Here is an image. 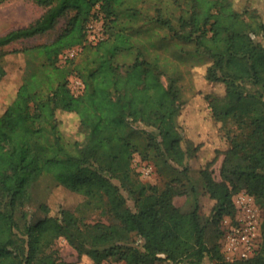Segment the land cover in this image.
Here are the masks:
<instances>
[{
	"label": "trees",
	"instance_id": "16d2710c",
	"mask_svg": "<svg viewBox=\"0 0 264 264\" xmlns=\"http://www.w3.org/2000/svg\"><path fill=\"white\" fill-rule=\"evenodd\" d=\"M32 1L42 14L0 34V80L5 54L25 57L15 96L0 114V264H102L109 257L123 264H264V42L255 39L264 35V15L236 0H173L177 15L158 12L153 19L173 38L191 42L194 53L207 58L206 82L221 86L201 95L225 143L211 148L194 144L179 123L192 96L182 97L173 76L163 81L156 59L139 50L127 64L115 61L133 47L126 23L139 13L135 5ZM122 16L127 21L111 27ZM63 17L64 26L50 41L9 48L52 30ZM93 18L104 26L95 42L87 32ZM73 47H79V58L61 60ZM73 71L81 81L76 93L68 80ZM58 109L77 114L83 140L64 141ZM137 135L144 136L146 151L174 171H186L185 157L195 153L203 187L214 200L205 219L198 204L182 210L174 202L183 193L178 177L163 187L137 177L132 162L140 148ZM220 155L217 178L213 165ZM43 174L84 195L82 207L52 212L42 203L43 216L32 219L25 206ZM241 190L263 205L260 241L251 256L229 260L217 227L233 215V196ZM84 208L100 211L106 220L85 221ZM208 224L219 236L210 244ZM60 236L75 248L76 260H65L54 248Z\"/></svg>",
	"mask_w": 264,
	"mask_h": 264
},
{
	"label": "rangeland",
	"instance_id": "374dc122",
	"mask_svg": "<svg viewBox=\"0 0 264 264\" xmlns=\"http://www.w3.org/2000/svg\"><path fill=\"white\" fill-rule=\"evenodd\" d=\"M240 5L247 4L250 10H254L258 15H264V0H236ZM135 5L139 13L135 18L129 20L126 31L132 38L133 47L130 50H122L115 57V61L123 64L131 62L137 52L141 50L143 56L148 59H156L162 69V79L165 83L173 76L178 85L183 98L191 97V104L182 110L179 117L181 124L185 128V132L191 141L195 144L202 141L205 146L211 148L224 147V141L219 135L217 125L212 123L208 117L207 109L203 101V94L208 91H220L219 84L209 85L204 78V62L207 61L205 56L197 55L193 51L191 42H182L173 38L167 28L159 25L154 21V17L161 12L164 15L175 16L179 12V8L173 0H127L126 3ZM44 9L32 0H3L0 1V34L6 31L22 27L39 17ZM122 16L119 23L112 24L111 27H117L125 23L127 20ZM101 18H93L92 34L104 36V26ZM66 18H61L55 28L46 33L34 36L23 41H18L9 46L12 48H20L23 45L38 42L50 41L64 26ZM106 28V27H105ZM256 40L264 42V35H256ZM89 41V37H88ZM79 47H73L66 50L61 60L66 57L74 56L75 60L79 58L76 53ZM2 64L5 68V75L0 80V114L15 96L18 85L21 82L22 73L25 66V57L22 52L7 53L2 57ZM69 73V85L76 93L78 92L81 81L79 77ZM80 82V84H79ZM202 95V96H201ZM190 106V107H189ZM59 129L63 135L64 141L71 143L75 140H83L84 132L81 129L79 118L75 112L58 109L56 111ZM141 124V123H140ZM137 124L136 127L142 125ZM137 141L140 148L133 153L132 162L138 172L141 180L156 183L163 187L165 182L175 176L179 178V183L183 193L174 197V202L182 209H191L194 204L200 206L202 217L205 219L210 213L211 206L214 202L203 187L201 176H199L200 163L192 151L185 157L184 165L186 171H179L160 163L154 156L153 151H146L144 148L145 139L142 135H137ZM222 155L213 165L215 177H219V167ZM84 195L71 191L70 189L58 184L53 178L47 174H43L36 179L32 186V199L25 206L32 219H38L43 216L40 204L44 203L49 206L52 212H57L61 208L74 210L81 206L84 202ZM261 215L263 214V205L257 203ZM82 207V206H81ZM82 216L85 221H94L96 219L106 220V216L98 210L84 208ZM229 215L224 216L220 222L219 229L222 231L226 227L225 219ZM207 242L210 244L214 240H218L217 229L213 225H207ZM221 238V237H220ZM54 248L59 255L65 260H76L77 252L75 248L63 237L60 236L54 243ZM84 264H88L84 262ZM102 264H123L121 260L109 257L103 260ZM202 264H211L205 260Z\"/></svg>",
	"mask_w": 264,
	"mask_h": 264
},
{
	"label": "built area",
	"instance_id": "2783aa9c",
	"mask_svg": "<svg viewBox=\"0 0 264 264\" xmlns=\"http://www.w3.org/2000/svg\"><path fill=\"white\" fill-rule=\"evenodd\" d=\"M92 23H88L89 41L95 42L103 35L92 34ZM80 84V82H79ZM235 211L225 219L226 227L221 239V251L226 259L233 260L251 256L260 241L262 215L254 197L241 190L234 194Z\"/></svg>",
	"mask_w": 264,
	"mask_h": 264
}]
</instances>
